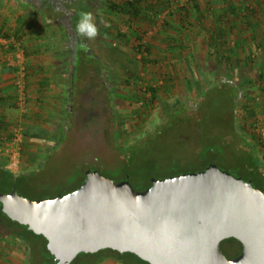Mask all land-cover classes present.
I'll return each mask as SVG.
<instances>
[{
  "label": "rangeland",
  "instance_id": "obj_1",
  "mask_svg": "<svg viewBox=\"0 0 264 264\" xmlns=\"http://www.w3.org/2000/svg\"><path fill=\"white\" fill-rule=\"evenodd\" d=\"M110 1L123 4L126 0H57L55 8L41 3L34 13L29 3L18 1L24 17L21 22L28 27L35 25L38 35L45 39L48 27L43 22L57 25L64 34L66 50L64 56H53L54 62L49 64L65 81L60 84L62 104L56 106L58 110L51 108L53 114L48 117L51 141L34 140L35 146L41 143L38 154L42 152L43 156H38L29 168L20 171L35 175V189L27 197L37 200L71 191L83 179L86 167L116 181L122 180L128 162L120 155L119 146L136 144L147 136L150 142L144 146L145 154L139 164L147 166L149 161H154L156 166L145 169V173L199 169L202 160L198 153L205 147L215 150L224 139L221 137L232 141L233 150H237V139L230 138L231 125L256 137L264 161V145L256 133L257 124L264 125V77L259 76L260 72L264 75V0H216L219 2L212 5L214 8L210 5L215 0H198L207 14L203 25L197 20L196 8L185 15L184 8L190 0L143 1L148 15L131 24L121 13L108 8ZM78 4L88 8L84 12L92 14L98 28L110 30L112 41L100 32L92 41L75 34L71 16L75 10L73 5ZM211 9L226 24L220 31L216 30ZM7 21L0 13V28L2 23L6 28L15 26L18 16L14 15L9 24ZM119 33H124L126 39L119 37ZM15 36L24 45L28 39H33L28 34ZM79 39L87 41L91 56L96 58L91 59L92 64L86 72H81L85 59L76 55L72 76ZM107 41L117 49L107 46ZM227 42L234 46V51L226 50ZM145 43L151 44V53L141 48ZM175 44L181 47L176 48ZM146 58L149 62H145ZM30 62L28 70L31 72ZM228 82L238 90L228 86ZM28 84L29 87L32 84L30 78ZM151 85L157 89L156 100L148 91ZM179 109L198 110L199 118L193 120L189 113L191 121L188 123L183 118L180 124L176 119L165 124L167 117ZM163 123L157 137L149 135ZM212 136L216 139L209 138ZM26 148L23 160L29 162ZM224 155L229 158V153ZM143 181L142 173L135 174L132 179L135 185ZM3 190H9V186L1 182L0 175V192ZM2 234L0 232V250L4 255L0 264H13V257L5 253L2 245L5 247V241L16 239L2 237ZM26 246L23 252H27ZM226 252L230 254L227 249ZM28 254L29 257L34 255L32 264H35L38 255L31 245ZM44 256L48 260L44 264H50L51 256L48 253ZM107 259L111 258L104 260ZM90 260L83 255L74 264H87ZM133 261H137L135 257L131 258V264Z\"/></svg>",
  "mask_w": 264,
  "mask_h": 264
},
{
  "label": "water",
  "instance_id": "obj_2",
  "mask_svg": "<svg viewBox=\"0 0 264 264\" xmlns=\"http://www.w3.org/2000/svg\"><path fill=\"white\" fill-rule=\"evenodd\" d=\"M152 182L139 191L89 168L80 187L56 197L0 192V209L44 236L57 264L108 248L149 264H264V192L252 180L211 164ZM229 238L243 245L234 259L221 246Z\"/></svg>",
  "mask_w": 264,
  "mask_h": 264
},
{
  "label": "trees",
  "instance_id": "obj_3",
  "mask_svg": "<svg viewBox=\"0 0 264 264\" xmlns=\"http://www.w3.org/2000/svg\"><path fill=\"white\" fill-rule=\"evenodd\" d=\"M143 1L146 0H126L123 4H118L116 2L110 1L108 8L115 13H121L126 18V21L128 24L133 23L134 21L138 20L141 18L143 15H148L145 12V6L143 5ZM219 1H212L210 6H214L218 4ZM212 6V7H213ZM233 9H235V5H231ZM191 8H196L195 11H197V20L199 24H202L206 21L207 14L204 13L201 9L200 3L198 0H190L188 1V4L185 6V15H188L190 13ZM214 8V7H213ZM72 10V16H71V23L73 25V30L76 33L75 30V25L78 23L81 13H85L84 10L88 8L87 7H82V5H73ZM36 8L32 7L31 13H34ZM210 14L212 17L215 16V10L211 9L209 10ZM157 15V13H154ZM23 18H21L20 21H22ZM215 21H216V30L222 29L226 24H224L222 17L221 16H215ZM24 22V21H23ZM22 23V22H21ZM44 26H47V42L49 45V50L55 53L58 56H64L66 54V50L64 48V41L65 37L64 34L61 33V30L58 28L57 25L51 24V22L44 21ZM25 23H22L19 27L15 26L13 30L11 31H4V29L0 30V34H4L6 36H11V35H18V34H26L25 32ZM203 25V24H202ZM28 33H35V25H30ZM31 29V30H30ZM99 32L104 35V38L110 39L112 41V34L110 33V30L108 29H103V28H98ZM119 37H123L126 39V35L124 33L118 34ZM218 36V34H217ZM227 47L226 50L229 52L234 51V46L230 43L227 42ZM107 46L110 48H113L114 50L117 49V46L115 44L107 41ZM179 48L181 47L179 44H175ZM141 48H144L148 53L152 52V46L151 44L145 43L141 44ZM27 56L28 53L26 54ZM224 55H222L223 57ZM145 62H149V59L146 58ZM30 69V67H29ZM29 75H30V70H29ZM259 76L261 79H263L264 75L260 72ZM73 79V78H72ZM72 83V80H71ZM228 86L233 88L235 91L238 90V87L234 85L231 82L227 83ZM148 91H150L152 98L156 100L157 98V89L153 87L152 85L148 87ZM237 97V96H236ZM236 97H234L232 100L235 103ZM4 99V97H3ZM153 100V101H154ZM245 108H248L247 105H245ZM197 112V113H195ZM191 115H190V114ZM196 117L194 118V114ZM199 111L195 110L190 112V110H184V109H179L178 111H175L174 113H171L168 117L167 120L164 121L166 122L169 121H174V119L178 120V123L180 124L183 121V118L185 119V122H190L191 119L196 120L199 118L198 116ZM190 115V118H189ZM29 116V115H28ZM27 116V118H28ZM193 116V117H192ZM246 124L247 121L245 120ZM164 123L158 127L156 132H153L152 134H149L150 136L157 137V133L159 132V129L163 127ZM26 128V136L28 137V141L31 142L32 140L34 141H42L46 136H48L47 130H41L37 129L34 127H29L25 125ZM231 135L230 138L232 139H237L238 145L237 150H233L232 146V141L228 142L227 140L225 141V137L223 141H220V146H217L216 149L214 150L213 148L205 147L201 153H198L199 158L202 160V166L199 169H187L184 171H172L168 173H160V172H146L145 169H154L156 164L154 161H149V164H145L147 166H143V164H139V160H141V157L145 154V151L143 150L144 146H146L150 141L146 138L139 140L136 144L128 145V146H119V152L120 155L123 157L124 161L126 160L127 165H126V170L127 173L125 174L124 179L129 178L130 182L132 183V179L134 175L138 173H142L144 175V181L143 183L140 184H133L135 189L139 191H143L148 187H151L153 185L152 178H167L171 176H177L182 173H188V172H193V171H203L206 170L207 167H209L211 164H217L219 167L224 170H227L234 174L235 176L238 177H243L246 181L252 180L254 186L256 188H259L264 192V161L262 160L260 156V152L258 149V146L256 145V137H252L251 135L245 133V132H240L237 126L231 125ZM244 130L245 127H244ZM158 131V132H157ZM247 131V130H246ZM220 137V136H219ZM210 139L215 140L216 137L212 136L209 137ZM149 141V142H148ZM229 153V158H225L224 154ZM224 155V156H223ZM147 167V168H145ZM133 170V171H132ZM143 170V172L141 171ZM0 175H1V182L4 184H7L9 186V190L7 191H2L5 193H9L12 191L13 187L16 186L19 194L27 197V194L30 193L31 191H34L35 189V175L32 172H21L19 174L17 173H11L8 172L4 169H0ZM86 180V173L84 171V177L83 179L78 183V185L72 189L76 190L78 187H80ZM119 180V181H122ZM70 192V191H69ZM68 193V192H67ZM1 205V204H0ZM0 232H2L3 236H11L16 240L22 241V243L27 247V252H28V247L31 245L33 246V249L35 252L37 251L38 258H36L35 264L40 262V264H44L46 262V258L44 256V253H48L51 257L49 260L51 261L50 264H56L57 262L55 261V257L53 254H51L50 250L48 249V240L42 236L35 234L33 231L29 230L26 225H22L16 221H13L10 219L6 214H4L1 209H0ZM40 239V240H39ZM42 239V240H41ZM222 250L225 253V255L230 258L234 259L238 257L242 251H243V245L242 243L237 240L236 238H229L221 243ZM226 249L229 250L228 254L226 252ZM39 252V253H38ZM108 254V256H105ZM89 256L91 259L90 261L87 262V264H100L104 259L106 258H111L119 261L120 263L123 264H131L130 260L132 257H135L137 261H133L134 264H149L148 262L142 260L139 258L137 255L130 253V252H125L121 253L119 251L113 250V249H103L100 250L97 253H81L74 261L72 264H74L81 256ZM34 256V255H33ZM33 256L29 257V254L27 255V264H32L33 263ZM38 261V262H37ZM48 261V260H47Z\"/></svg>",
  "mask_w": 264,
  "mask_h": 264
},
{
  "label": "crops",
  "instance_id": "obj_4",
  "mask_svg": "<svg viewBox=\"0 0 264 264\" xmlns=\"http://www.w3.org/2000/svg\"><path fill=\"white\" fill-rule=\"evenodd\" d=\"M19 0H0V13L4 15V17L8 20V24L13 21V16H18V24L15 26H20L19 23L21 22V18L24 19L22 16V8L20 6ZM16 20V19H15ZM24 21V20H22ZM17 22V21H16ZM4 23H2L0 30L4 29V31H11L13 27L10 26L9 28H6V26H3ZM13 25V24H12ZM60 30L61 28L58 27ZM25 32L26 34L30 35L33 39H28V41L25 43L26 48V54L28 53L29 56H27L28 60L31 61V72L29 75L30 81L32 82L31 86L29 87L30 91V106H31V114L28 116V118H25V125L27 128L34 127L41 130H47L49 133L48 136H46L42 141H39L41 143L44 142H50L51 141V121L48 119L51 114V108H55V110H58L56 106H59L62 104V94H61V88L60 84H64V78L63 76L58 75V71L51 70L53 58L56 55L52 51L49 50V45L47 42V39H45L44 36L38 35V31L32 34L28 33L27 30H29L28 26L25 25ZM31 30V29H30ZM64 45V43H63ZM54 56V57H53ZM61 57V56H59ZM51 67V68H50ZM35 68L36 70L34 71ZM63 75V74H62ZM63 79V80H62ZM74 85V84H73ZM13 93V71L10 67H4L2 76L0 78V102L2 106V112L8 119H14L19 115V112L16 111V109L12 106V104L9 102V99L11 98ZM4 97V99H3ZM36 140V137H34ZM29 142V141H28ZM27 142V144H28ZM30 144L26 146L27 153L26 156L29 159V162L24 161L22 169L29 168L34 160H37L38 156L42 155V152L38 154V150L41 146V143H38L37 146L33 144V140L29 142ZM45 151V150H44ZM51 151V150H47ZM46 152V151H45ZM49 153V152H48ZM51 153V152H50ZM43 156V155H42ZM25 157V156H24ZM0 169H4V161L2 158H0ZM5 247L2 248L5 249L6 254H10V257H13V264H26L27 263V252H23L24 250V244L17 242L16 240L5 241ZM3 243V244H4ZM20 246V247H18ZM23 249V250H22ZM4 251V250H3ZM4 255V252L0 250V258H2ZM102 264H122L119 261L115 259H107L102 262Z\"/></svg>",
  "mask_w": 264,
  "mask_h": 264
},
{
  "label": "built area",
  "instance_id": "obj_5",
  "mask_svg": "<svg viewBox=\"0 0 264 264\" xmlns=\"http://www.w3.org/2000/svg\"><path fill=\"white\" fill-rule=\"evenodd\" d=\"M28 61L25 45L20 38L0 34V78L4 67L12 69L13 93L9 102L19 112L16 118L8 119L2 112L0 102V158L4 161V170L17 174L21 173L28 142L25 118L31 114ZM256 133L264 145L262 123L257 124Z\"/></svg>",
  "mask_w": 264,
  "mask_h": 264
},
{
  "label": "flooded vegetation",
  "instance_id": "obj_6",
  "mask_svg": "<svg viewBox=\"0 0 264 264\" xmlns=\"http://www.w3.org/2000/svg\"><path fill=\"white\" fill-rule=\"evenodd\" d=\"M22 1H24V0H22ZM25 2L29 3L32 7H35V8H37V6H39L41 3H46L45 7H49V8L54 7L55 8L57 0H25ZM59 2L62 3V1H59ZM77 42L79 44L77 46L75 45L76 46L75 47L76 53L74 54V57H73L74 61H73V68H72V76L75 72V63L77 62V58L79 56H81V57H83V59H85V62L83 63L84 65H82L81 72H86L89 65L92 64L91 59L96 58V56L93 54L91 56V52H90L89 46L87 45V41H85L84 39H79V40H77ZM88 54L90 56L89 58H88ZM76 55H78L77 58H76ZM89 168L90 167H86V170L84 169L85 173Z\"/></svg>",
  "mask_w": 264,
  "mask_h": 264
},
{
  "label": "clouds",
  "instance_id": "obj_7",
  "mask_svg": "<svg viewBox=\"0 0 264 264\" xmlns=\"http://www.w3.org/2000/svg\"><path fill=\"white\" fill-rule=\"evenodd\" d=\"M75 30L79 37L88 41L95 40L99 35V30L93 20V16L88 12L81 13L80 19L75 25Z\"/></svg>",
  "mask_w": 264,
  "mask_h": 264
}]
</instances>
